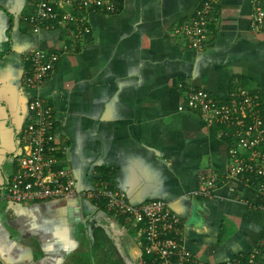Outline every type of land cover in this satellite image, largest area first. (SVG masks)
I'll return each instance as SVG.
<instances>
[{
  "label": "crops",
  "instance_id": "obj_1",
  "mask_svg": "<svg viewBox=\"0 0 264 264\" xmlns=\"http://www.w3.org/2000/svg\"><path fill=\"white\" fill-rule=\"evenodd\" d=\"M34 2L0 0V264H81L84 255L89 263L133 264L120 237L129 232L139 246L133 226L122 233L107 226L112 214L102 207L7 197L36 94L53 108L56 144L67 149L79 190L101 180L132 205L164 200L180 217L183 245L202 264H246L264 237L253 191L235 179L211 197L196 194L203 174L225 170L234 139L178 107L189 86L225 100L241 85L264 98V31L250 27L253 0H219L200 51L174 27L202 0H122L118 13L90 16V35L61 55L37 90L24 83V55L59 45L62 32L31 31L22 18Z\"/></svg>",
  "mask_w": 264,
  "mask_h": 264
},
{
  "label": "built area",
  "instance_id": "obj_2",
  "mask_svg": "<svg viewBox=\"0 0 264 264\" xmlns=\"http://www.w3.org/2000/svg\"><path fill=\"white\" fill-rule=\"evenodd\" d=\"M250 27L264 31V0H253ZM219 0H202L194 13L175 25L174 34L191 49L200 51L211 39V23ZM122 0H35L31 13L23 16L31 31L59 30V45L28 51L24 59L29 68L24 74L27 88L37 90L51 75L61 55L77 50L91 33L90 16L114 15ZM180 89L183 87L179 84ZM185 104L179 110L200 113L208 122L229 131L235 147L229 153L225 170H213L200 177L196 194L211 197L216 188L239 179L250 188L264 213V98L256 92L235 86L225 100L189 86L184 90ZM31 122L22 130V153L17 170L9 181L7 197L18 203L76 199L87 206L102 207L112 214L107 225L125 226L137 231L140 264H202L182 243L181 220L169 203L153 200L132 205L126 194L108 182L97 181L82 191L66 165L68 151L56 144L54 112L39 94L29 101ZM117 220H120L119 223ZM150 259V261L147 260ZM246 264H264V237L246 257Z\"/></svg>",
  "mask_w": 264,
  "mask_h": 264
},
{
  "label": "rangeland",
  "instance_id": "obj_3",
  "mask_svg": "<svg viewBox=\"0 0 264 264\" xmlns=\"http://www.w3.org/2000/svg\"><path fill=\"white\" fill-rule=\"evenodd\" d=\"M107 226L110 229H113L114 225H112V227H110L109 225H107ZM115 228H116V231L122 233V230H119L121 228H119V227H115ZM120 240H121L122 249L125 250L126 254H128V256L131 258L129 260L133 264H136L137 254L139 252V246L137 244L136 239L132 235H129V232H128L125 236L120 237ZM106 250L108 251V248ZM92 253H93V251H92ZM123 264H127V260H123Z\"/></svg>",
  "mask_w": 264,
  "mask_h": 264
},
{
  "label": "trees",
  "instance_id": "obj_4",
  "mask_svg": "<svg viewBox=\"0 0 264 264\" xmlns=\"http://www.w3.org/2000/svg\"><path fill=\"white\" fill-rule=\"evenodd\" d=\"M226 131H227V130H226ZM93 251H94V250H93ZM83 257H84L85 259H84V261L80 262L81 264H95V261H94V263H93V260H94L93 258L90 260V263H89V262L86 260V256L84 255ZM91 257H93V254H92V253H91ZM147 260L150 261V259H148V258H147ZM139 263H140V262H139Z\"/></svg>",
  "mask_w": 264,
  "mask_h": 264
}]
</instances>
